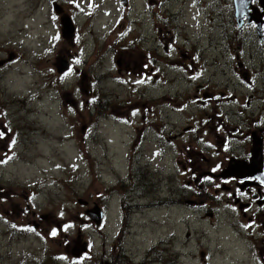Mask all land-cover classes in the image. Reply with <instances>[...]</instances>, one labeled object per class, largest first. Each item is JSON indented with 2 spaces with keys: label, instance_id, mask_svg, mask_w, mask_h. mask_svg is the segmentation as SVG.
Listing matches in <instances>:
<instances>
[{
  "label": "rangeland",
  "instance_id": "1",
  "mask_svg": "<svg viewBox=\"0 0 264 264\" xmlns=\"http://www.w3.org/2000/svg\"><path fill=\"white\" fill-rule=\"evenodd\" d=\"M57 1L71 8L72 3L82 6L86 3V0ZM146 1L132 0L126 7L120 5L123 19L125 15L130 16L127 27L130 32L117 38L119 33H110L117 19L114 13L116 0H104L109 21L100 25L105 19L99 16L92 21L95 24L92 30L88 20L80 19L75 40L70 45L61 37L51 0H0V61L13 59L6 67H0V264H141L145 258L156 261L155 264H258L251 254L255 247L264 258V241L256 234L254 225L246 223L247 218L232 203H227L229 195L219 188L201 190V193L219 190L216 195L218 215L213 221L204 220L203 213L196 215L184 209L165 211L164 208L148 207L165 196L176 199L182 194L185 198L177 199L182 204L184 200H193L191 194L198 195L196 201L199 203L203 200L199 188L188 187L212 183L208 177H203L194 184L195 179L190 178L188 172L184 174L183 167L173 169V156L167 153L163 158L151 155L153 144L143 148L138 161L139 166H147L148 174H153L152 198L149 195L135 199L139 207L129 215L122 232L123 254L119 245L117 250L112 245L121 225L117 207L122 198L117 192L112 193L114 190L110 185L116 184L119 177L125 178L129 172L133 132L132 128L118 123H125L123 120L127 116L133 118L141 105L149 106L151 98L178 114L175 107H179L186 91L179 77L180 85L174 87L175 95L170 103L169 97L162 94L163 87L142 89L151 85L150 78L139 84L134 82L144 72L145 61L151 53L160 61V57L171 61L169 58L177 55V46L181 47V40L172 37L175 22L166 20L163 23L162 16L157 20L149 18L150 29H156L155 34L149 29L150 22L145 17ZM179 5L175 0L172 8ZM185 7V32L188 40H196L201 15L197 13V6L185 4ZM120 23L122 26L118 29L123 31L125 23ZM70 32L66 34L69 40ZM154 35L155 41L160 38L162 46H167L166 51L157 43L159 50L153 47ZM133 40L147 42H128ZM28 50L37 58L33 65L35 70L23 60L29 56ZM120 50L125 52L115 54ZM253 51L252 45L249 52ZM10 52L22 53L24 58L15 62ZM77 55L83 57L82 63H72L70 73L64 77L57 74V58ZM116 58L121 59L122 68L124 63L130 64V70L117 73ZM63 61L66 60L59 59L57 64ZM256 62L246 67L248 83L238 76L239 71L233 78L229 76V67H226L228 76H212L211 87L215 89H211V102L204 103L206 116L202 107L187 112L194 115L193 127L187 133L199 139L197 149L205 159L190 158L186 162H194L198 171L215 172L222 161L223 168L224 158L233 151L238 152L237 145L249 134L248 127L262 120L263 60L261 65ZM165 72L170 76L167 69ZM94 77L103 82L97 81L94 86ZM77 85L79 88L72 92ZM140 89L144 93L143 99L136 94ZM101 106H104L103 110L99 108ZM214 106H217L216 114ZM169 108L166 107L165 116L174 117L162 124L161 133L164 139L178 144L180 139L176 135L186 125L180 122L181 119L178 121ZM232 114L235 121L228 119ZM172 136L175 137L172 139ZM255 148L256 153L260 151V144L256 143ZM241 149L245 150L246 146L241 145ZM135 163L133 161L132 167ZM242 164L232 162L230 168ZM117 191L121 190L118 188ZM78 199H82V203L87 201L89 206L106 204L108 213L103 220V229L88 220L84 214L87 207L78 205ZM40 216L43 218L39 219ZM21 228L26 231L22 232ZM160 240L165 241L164 245H158L162 251H155L156 256H153L149 248ZM85 242L91 250L74 259L73 254L80 252Z\"/></svg>",
  "mask_w": 264,
  "mask_h": 264
},
{
  "label": "flooded vegetation",
  "instance_id": "2",
  "mask_svg": "<svg viewBox=\"0 0 264 264\" xmlns=\"http://www.w3.org/2000/svg\"><path fill=\"white\" fill-rule=\"evenodd\" d=\"M51 1V4H62L64 7V15L67 13L72 21L77 23V20L80 19L81 15L78 6L73 5L75 8L72 7L73 9H71L68 5L62 3V1ZM93 1L96 3H94L92 14L84 15L86 20L90 22L92 29L95 26L92 21L97 20L99 16L101 19H104V15H106L104 0ZM131 1L132 0H128V3ZM173 2H175V0H147L145 5L148 10H146L145 17L150 22L149 29L151 26V20L149 18L157 20L160 18L159 16H162L161 21L163 23L166 20L175 22L174 25L176 30L172 33V37L181 40L179 43L181 47L177 46V54L179 55L169 58L172 59L171 61H165L160 57V61L158 57L153 56L151 53V57L145 61L143 71L145 72V76L150 78L151 85L147 86L146 89H153L154 83L158 80H162L163 93L169 96L168 101H171V103L173 102L170 99L175 95L174 87L180 85L179 77L184 83L186 91L183 94V99L179 107H176L178 115L175 116L178 121L181 119L180 122L186 125L179 129V135L182 136L185 132L189 131L194 124V115L188 114L187 112L192 108L196 110L200 109L204 105L200 97L203 96L208 99L211 96V89H215V87H211L210 80L212 76H218L219 74L221 76H228L226 67H229V76H234L233 74L239 71L238 76H240L242 80L247 81L246 67L249 64L253 65L255 60L257 61L255 63L257 65H261V60H263L262 67L264 70V0H244L243 3L239 2V0H178L180 5L176 9L172 8ZM116 4L117 9L114 10V13L115 15H120L121 0H116ZM185 4L190 7L197 6V13L201 15L202 20L199 37L196 40H194V38H192L191 41L188 40L185 32L187 24V18H185ZM154 5L155 8H153ZM56 19H59V16H56ZM103 22L104 20L100 21V25H102ZM76 27H78L77 24ZM115 27H121V23ZM151 31L155 34L156 29ZM168 34H171V31H168ZM154 37L155 35L152 36L154 41V43L152 42L153 47L159 50L155 45V43H157L161 49L166 51L167 46H162L159 42L160 38L155 41ZM173 38H171V40H173ZM171 40L168 43H171ZM252 45L254 46L253 53L249 52V47ZM122 52L125 51L120 50L118 53L122 54ZM115 54H117V52ZM118 60V65H115L117 73H121L123 69L125 71L130 70V64L124 63V67L122 68L121 59L116 58V62ZM166 69L170 73V76L165 72ZM170 78H173V80L170 81ZM152 104L153 103H151V106ZM199 111L201 112V110ZM216 111L217 106H214V114H216ZM202 113L206 116L204 111ZM166 116L172 119L170 115ZM150 118H155L154 113L150 114ZM161 121H163L162 114ZM255 124L261 127V131L259 130V137L264 141V115L262 120L257 121ZM157 126L160 128L161 124L158 123ZM152 127L154 126L152 125ZM199 144V139L195 138L193 134L188 133L187 139L178 141V144H175L173 141L166 153L174 157V159L171 160L172 162H178L180 167H183V172H188L189 176H191L190 178L195 179L193 180L194 184L200 179L202 180L205 176L209 177L208 179L212 182L205 186L199 184L196 187L193 185L188 188H210V190L219 188L221 192L228 194L227 203H232V205L241 212V215L247 218L246 223L254 225V230H257L256 234L261 237V241H264V182L249 176H246L242 181L237 177H229L227 179L221 177L222 171L230 160H235L236 165L240 161H248L250 157L249 150H244L241 153H235V151H233L228 157L224 158L226 162L224 167L222 168L223 161L221 160L222 164L219 168L214 169L215 172H200L194 167V162L191 164L186 162L190 158L199 157L202 160L205 159L203 153L197 149ZM262 152L264 156V151L262 150ZM194 153H197L196 157H193ZM218 183L220 185L217 186ZM140 186L141 182L132 185L134 191H138L134 196L137 198L138 196L140 198L146 196V198H148V196L151 195L152 198L155 185L153 184V177L151 174H149L145 187ZM218 191H214V193L207 191L203 194V200L199 203L196 201L198 195L191 194L193 200H184L182 204L180 201H177V199H181V197H177L176 199L174 198L171 205L168 206L169 200L165 201V199H168L169 196H165L163 200L153 202L149 204L148 207L152 209L155 207L164 208L165 211L190 209L192 214L198 215L203 213V215L206 216L204 220L213 221L214 219L216 220L218 215V211L216 210V204L219 201L216 196ZM169 194L170 193H168V195ZM172 195H175V192H173ZM164 201L166 204H164ZM187 205H191V207ZM136 207L139 206L133 205L132 211H134ZM119 209L120 221H125L130 207L120 203ZM35 225L38 226L39 224ZM124 229L125 226H123L122 230L119 228L113 239L112 245L114 241L116 243L115 246L122 241V232ZM186 236H188V234ZM104 245L105 244H103V246ZM89 249L90 248H88V250ZM250 251L252 250L250 249ZM251 254L257 260L258 264H264V258L262 254L258 252L257 247H255V250L251 252ZM146 259L147 258L142 260L141 264L156 263V261L153 262L151 259Z\"/></svg>",
  "mask_w": 264,
  "mask_h": 264
},
{
  "label": "water",
  "instance_id": "3",
  "mask_svg": "<svg viewBox=\"0 0 264 264\" xmlns=\"http://www.w3.org/2000/svg\"><path fill=\"white\" fill-rule=\"evenodd\" d=\"M126 0H123V3L125 4L126 2H125ZM55 8H57L58 10H56V12H57V14H59V12H61V9L58 7V6H55ZM65 21H66V18H64L63 17V24L65 23ZM66 28H67V30L69 31L70 29H71V32H70V36H71V34H73V30H72V28H70L68 25H66ZM66 28H64V29H62V32H63V30H65ZM70 28V29H69ZM66 31V30H65ZM67 31V32H68ZM67 32H64V34H63V36H65L66 38H67V36H66V34H67ZM71 38H73V36H71ZM68 41H69V39H68ZM3 63L1 62V65H2ZM61 64H63V66H61ZM61 64H57V68H58V70H57V72H59V73H61V72H65V70H67V63H65V61H63V62H61ZM59 66H61V68L59 67ZM259 154H261L260 152H259V150H257V156H259ZM257 156H255V158H257ZM257 160H259V158H257ZM261 164H262V159H261ZM249 166H251V164L249 165ZM259 172H261V168H259ZM259 172H257V174H259ZM236 174H241V172L238 170L237 172H235V174H234V172H233V168H230V166H228V168H225L224 170H223V172L221 173V177L223 178V179H227V177H229V176H236ZM261 174H263L262 172H261ZM253 176H257L255 173L254 174H251V177H253ZM237 177V176H236ZM257 179H259V178H257ZM261 181V180H260ZM78 203H81V204H84L85 202H81V200H78ZM86 214L93 220H95V223L98 225L99 224V222H100V212H99V210H98V208L95 206L93 209H91V210H87L86 211ZM97 215H98V217H97ZM97 218V219H96ZM85 251V248L83 247V249L80 251V252H77V253H74L73 254V256L74 257H78L82 252H84Z\"/></svg>",
  "mask_w": 264,
  "mask_h": 264
},
{
  "label": "trees",
  "instance_id": "4",
  "mask_svg": "<svg viewBox=\"0 0 264 264\" xmlns=\"http://www.w3.org/2000/svg\"><path fill=\"white\" fill-rule=\"evenodd\" d=\"M100 109L103 110V106L99 107ZM138 171H141L140 168H137L136 169V172ZM135 177L138 179L139 183L141 182V186L140 187H145L146 183H147V180H148V176H147V171H141V173H136L135 174ZM133 180V178H132ZM127 181V179L125 180ZM146 181V182H145ZM144 182V183H143ZM134 183V181H133ZM118 185H123V181L119 182ZM130 188H132V184L130 186H128L127 188H119V190L121 191H116L120 197L122 198V201L124 202V205H129L127 204L126 202L128 201V199L130 198L131 196V192H133V190H130ZM126 189V190H125ZM115 192V193H116ZM103 194V193H102ZM132 197V196H131ZM172 201L168 202V203H171ZM130 203V202H129ZM128 219H129V216H128ZM128 219H126L124 221V225H126V222L128 221ZM118 246V245H117ZM123 250V246H121V251ZM123 252V251H122Z\"/></svg>",
  "mask_w": 264,
  "mask_h": 264
},
{
  "label": "bare ground",
  "instance_id": "5",
  "mask_svg": "<svg viewBox=\"0 0 264 264\" xmlns=\"http://www.w3.org/2000/svg\"><path fill=\"white\" fill-rule=\"evenodd\" d=\"M65 28V27H64ZM251 167V166H250ZM250 167H243L241 170H240V172H247L249 169H250ZM256 168V167H255ZM254 167H253V169H255ZM146 182V181H145ZM150 182V181H149Z\"/></svg>",
  "mask_w": 264,
  "mask_h": 264
},
{
  "label": "snow or ice",
  "instance_id": "6",
  "mask_svg": "<svg viewBox=\"0 0 264 264\" xmlns=\"http://www.w3.org/2000/svg\"><path fill=\"white\" fill-rule=\"evenodd\" d=\"M66 75H67V73H66ZM52 234H53V235H55V234H56L55 230H53Z\"/></svg>",
  "mask_w": 264,
  "mask_h": 264
}]
</instances>
